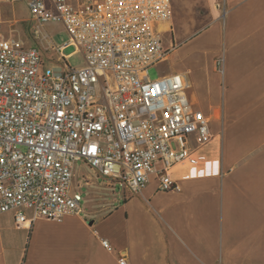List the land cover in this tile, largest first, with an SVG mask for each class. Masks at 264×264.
<instances>
[{"label":"built area","instance_id":"obj_1","mask_svg":"<svg viewBox=\"0 0 264 264\" xmlns=\"http://www.w3.org/2000/svg\"><path fill=\"white\" fill-rule=\"evenodd\" d=\"M0 1L25 2L36 38L58 53L45 61L0 23V215L11 213L16 228L82 213L72 190L77 163L130 194L153 177L159 191L178 190L176 169L215 174L204 151L210 120L192 108L184 76L148 74L169 53L156 25L171 18L170 0ZM47 22L62 23L69 42L54 46ZM69 45L82 66H68Z\"/></svg>","mask_w":264,"mask_h":264},{"label":"crops","instance_id":"obj_2","mask_svg":"<svg viewBox=\"0 0 264 264\" xmlns=\"http://www.w3.org/2000/svg\"><path fill=\"white\" fill-rule=\"evenodd\" d=\"M170 3L156 25L169 52L159 64L184 76L210 120L215 174L176 169L178 190L159 191L153 177L139 193L117 188L97 209L29 228L1 214L0 264H120L122 253L126 264H264V0ZM0 11L2 25L11 12Z\"/></svg>","mask_w":264,"mask_h":264},{"label":"rangeland","instance_id":"obj_3","mask_svg":"<svg viewBox=\"0 0 264 264\" xmlns=\"http://www.w3.org/2000/svg\"><path fill=\"white\" fill-rule=\"evenodd\" d=\"M0 10H8L9 12H11L9 20L4 19V21L2 22L3 29L8 31L9 27L12 28V35L15 38L21 39L28 46L38 48L41 51L45 61H47L48 58L54 60L57 58L58 53L54 51H49L48 44L46 41H43L40 38H36V26L34 21H32L31 19L30 13L25 2H16L8 4L6 6L3 5L0 7ZM12 16L17 18L16 22H14ZM42 30L50 36L54 46L56 47L62 46L63 44L69 42V34L63 24L60 22H47L45 23L44 28ZM62 54L63 56L70 55V58L67 60L69 67L77 68L82 66L84 63L83 54L74 45H69L65 47L62 51ZM166 67L167 66L163 64H158L151 67L148 71L150 79L153 80L163 75V72L166 70ZM195 92L196 88L190 90V93L194 97ZM85 179H87L88 181L87 184L85 182ZM105 185L106 179L102 177H94L90 169L86 168L81 163H77L75 165V178L73 180L72 190L81 195V205L84 211L97 209L101 206V204L109 201L113 197V195L118 193L121 194V191H118L117 188L112 189L114 187H109ZM111 191H113V193Z\"/></svg>","mask_w":264,"mask_h":264},{"label":"bare ground","instance_id":"obj_4","mask_svg":"<svg viewBox=\"0 0 264 264\" xmlns=\"http://www.w3.org/2000/svg\"><path fill=\"white\" fill-rule=\"evenodd\" d=\"M190 87V86H189ZM192 87V86H191Z\"/></svg>","mask_w":264,"mask_h":264}]
</instances>
